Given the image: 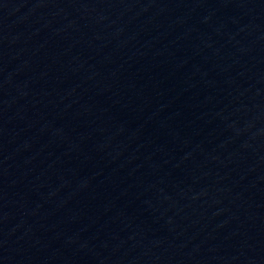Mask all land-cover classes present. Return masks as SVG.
Instances as JSON below:
<instances>
[{
	"label": "water",
	"instance_id": "water-1",
	"mask_svg": "<svg viewBox=\"0 0 264 264\" xmlns=\"http://www.w3.org/2000/svg\"><path fill=\"white\" fill-rule=\"evenodd\" d=\"M0 264H264V0H0Z\"/></svg>",
	"mask_w": 264,
	"mask_h": 264
}]
</instances>
